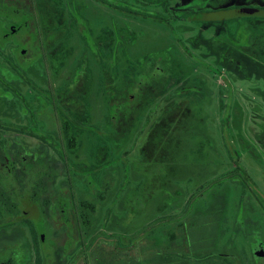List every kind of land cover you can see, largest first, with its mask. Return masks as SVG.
<instances>
[{"label": "rangeland", "instance_id": "rangeland-1", "mask_svg": "<svg viewBox=\"0 0 264 264\" xmlns=\"http://www.w3.org/2000/svg\"><path fill=\"white\" fill-rule=\"evenodd\" d=\"M82 1L85 2L80 5L76 2L65 8L67 13L62 19L76 21V35L70 39L76 43L72 57L75 61L68 58L66 70H69V64L74 63L77 69L82 50L92 47L93 34L121 44L119 48L123 49V55L136 56L153 50L172 51L180 59L183 99L191 100L188 105L191 116L183 119L187 126L183 142L192 148L196 144L198 148L173 156L170 164L173 165L175 179H171L173 190H168L169 195L174 201H184L188 230L195 231L200 224L202 227L203 223L206 224L200 214L193 216L194 210H208L215 217L211 224L216 231L213 246L216 264H264V138L259 137L260 132L264 134V77H261L262 68L255 64L256 61L264 63V18L231 20L227 22V29L215 32L203 29L199 18L195 21L181 16L184 20H179V17L165 14L150 5L142 7L158 12L163 20L157 18L155 21L143 14L132 17L101 6L94 0ZM62 2L65 4L64 0ZM252 5L262 6L260 3ZM170 20L172 22L168 26L166 22ZM88 29L93 34L88 33ZM80 31L88 37L87 43L81 41ZM210 35L216 36V42L212 43ZM88 56L96 78L88 105L93 108L95 125L101 128L107 111L101 101L98 68L91 62L90 51ZM171 91L173 89H168V95ZM172 120L165 117L156 126L153 131L156 140L167 134L166 129ZM95 145L97 142L87 133L81 152L76 156V170L58 179L61 188L68 187L63 191L69 192L72 201L75 199L77 215L79 211L86 218L91 215V206L95 212L100 211L101 202L96 199L115 190L118 183L117 171L114 170H109L113 180L100 184L92 183L90 173L77 171L83 162L91 160ZM136 145L137 141L130 148L134 154ZM234 163L238 167L233 170ZM177 170L179 172L175 173ZM177 174L180 175L176 177ZM80 177L88 182L89 187ZM54 179L55 176L52 181ZM64 199L68 201L69 198ZM81 203L87 207L86 210ZM100 215V212L94 215L96 225L102 219ZM79 225L82 227L81 223ZM80 230L83 248H78L75 257L66 260V264H152L146 251L139 250L146 241L144 239L132 244L133 236L123 238L115 233L108 238L102 234L92 238L84 229ZM200 238L203 237L200 235ZM197 257L194 254L188 264H196Z\"/></svg>", "mask_w": 264, "mask_h": 264}, {"label": "flooded vegetation", "instance_id": "flooded-vegetation-1", "mask_svg": "<svg viewBox=\"0 0 264 264\" xmlns=\"http://www.w3.org/2000/svg\"><path fill=\"white\" fill-rule=\"evenodd\" d=\"M62 1L0 0V264H66L81 243L75 199L58 179L76 170L78 142L76 64L66 70L76 50L70 42L76 21L62 19L72 4L85 1ZM94 1L163 20L142 7L150 5L179 20L199 18L203 29L215 32L231 20L264 18V0ZM255 64L264 77V63Z\"/></svg>", "mask_w": 264, "mask_h": 264}, {"label": "trees", "instance_id": "trees-1", "mask_svg": "<svg viewBox=\"0 0 264 264\" xmlns=\"http://www.w3.org/2000/svg\"><path fill=\"white\" fill-rule=\"evenodd\" d=\"M117 5L109 3L111 8L119 11ZM80 32L81 41L87 43L88 37ZM88 33L93 34V31L88 29ZM90 43L92 47L82 50L77 64V155L87 133L97 145L91 153V160L83 162L77 171L90 173L92 183L100 184L102 181L111 182L114 176L110 171L114 170L118 183L115 190L96 199L101 202L100 211L95 212L91 206V215L87 218L78 211L80 233V229H84L92 238L101 234L108 238V235L119 233L122 237L133 236L132 244L144 239L146 241L139 250L146 251L152 264H188L194 254L198 256L196 264H216V252L213 251L216 231L211 224L215 217L208 210H194L193 216L200 214L206 224L203 223L204 227L200 224L195 231L188 230L184 201H174L168 191L173 190L171 179H175L170 164L173 156L198 148L196 144L192 148L183 142L187 132L183 119L191 116L188 107L191 100L183 99L180 59L172 51L161 50L136 56L123 55V49L119 48L121 44L101 35L93 34ZM88 51L91 52V62L99 71L101 101L107 111L101 128L95 125L93 108L88 105L96 82ZM168 89H173L169 95ZM176 90H180L178 94ZM167 108V112H163ZM165 117L172 118V123L166 129L167 134L156 140L153 131ZM135 141L134 154L130 148ZM236 167L238 165L234 163L231 168ZM80 178L89 187L88 182ZM81 207L87 208L83 203ZM99 212L103 220L96 225L95 216ZM156 220L159 221L154 223ZM86 223H91L92 228ZM187 235L192 239H187ZM78 247L83 248L81 244Z\"/></svg>", "mask_w": 264, "mask_h": 264}]
</instances>
